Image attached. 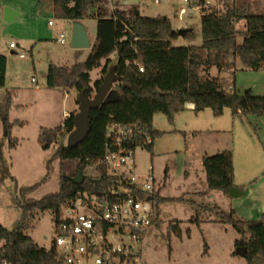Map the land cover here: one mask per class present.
Here are the masks:
<instances>
[{
    "label": "rangeland",
    "instance_id": "rangeland-1",
    "mask_svg": "<svg viewBox=\"0 0 264 264\" xmlns=\"http://www.w3.org/2000/svg\"><path fill=\"white\" fill-rule=\"evenodd\" d=\"M210 1L217 9H222L219 0ZM243 1L250 3L249 9L253 13H264V0ZM3 4L15 6L20 15L13 21H5ZM41 5L40 0H0V52L7 58L8 73L5 87H45L49 64L71 66L85 62L96 42L97 10L103 17H109L114 9L131 14L134 7L145 17L166 16L175 30H182L185 24L191 29L186 36L180 34L172 40L174 46L202 43L200 10L185 0H159L158 3L154 0H98L90 4V17L81 20L90 40L87 48L71 47L73 21L57 19ZM180 6L187 7L182 19L177 17ZM243 25L241 21L237 28L243 29ZM60 33L65 34L64 43L58 41ZM236 41L241 43L242 37L237 36ZM10 42L16 47L10 48ZM11 49L15 53H11ZM20 52L24 57H19ZM110 60L107 65L106 60L101 59L100 66L90 70L91 85L101 77L104 65L108 66L107 70L115 65V53ZM237 62L234 76H228L235 91L242 93L251 89L253 94L261 95L257 91L264 83L261 71L241 69ZM215 71L213 67L211 75H215ZM94 93L95 90L90 96ZM77 95L76 90L70 88L68 98L63 100L62 94L42 89L39 96H31V103L37 104L36 121L17 130L20 138L15 147H9L6 132L0 135V224L4 227L14 229L19 224L23 217L21 205L26 200L57 191L60 171L76 174L77 160L68 159L61 164L54 156L59 144L66 145L67 134L63 133L59 143L47 149L42 148L38 135L41 127L61 124L65 118L63 106L69 108L76 103ZM8 97H11L10 92L0 87V128L6 119L3 112ZM22 98L20 95L11 97V110L22 102ZM199 112L196 118L194 114L190 118L178 115L174 123L162 113L154 114L155 127L164 133L153 140L152 153L142 147L134 150L138 173L145 174L149 166H153V174L161 187L159 195L182 199L159 205V221L150 226L142 238L141 259L145 264H247L244 257L234 253V241L239 237L237 231L230 224L216 221V216L205 212L203 207L215 210L216 205L225 216L233 210L236 216L244 219L256 220L264 214V200H261L264 199V187L260 186L264 183V116L240 118L231 110H225L219 116L210 109ZM10 137L14 138L13 134ZM223 150H230L234 155L235 174L240 181L237 183L245 191L243 197L206 188L201 156ZM82 174L95 176L97 171L86 167ZM249 190L254 192L252 198L246 196ZM26 234L39 246L49 249L56 235L54 211H36Z\"/></svg>",
    "mask_w": 264,
    "mask_h": 264
},
{
    "label": "trees",
    "instance_id": "trees-1",
    "mask_svg": "<svg viewBox=\"0 0 264 264\" xmlns=\"http://www.w3.org/2000/svg\"><path fill=\"white\" fill-rule=\"evenodd\" d=\"M98 0H40L41 6L49 9L57 19L81 21L90 17V4ZM203 5L205 0H198ZM222 9H200V45L174 46L172 40L180 35L172 27L166 16L145 17L136 7L131 14L114 9L109 17H103L97 10L96 42L92 52L83 63L71 66L49 64L45 85L48 88H74L77 93L85 90L91 94L101 85L104 74L110 68L115 69L117 80L111 90V100L90 111L89 132L85 139L75 147L63 144L55 150V158L60 163L68 159L77 160V169L83 171L92 167L95 176L83 175V181L75 184L71 177L60 171L58 189L41 198H29L21 205L22 220L14 229L0 224V258L11 264H59L51 248L46 249L36 244L26 231L32 225L34 213L46 209L56 211L64 199L75 191L87 186L104 187L105 168L102 159L105 151L108 130L116 124L148 132L152 138L142 148L152 153L153 140L162 136L164 131L152 127L154 114H164L169 122L184 108L185 102L194 104V112L209 108L215 116L230 109L234 115L264 116V96L253 94L251 89L237 93L233 82L212 77L208 71L214 67L218 73L228 72L234 76L236 61L241 69L259 70L264 63V13H253L250 3L243 0H219ZM243 22V29L237 24ZM191 29L182 28L181 35L186 36ZM192 35V34H191ZM237 36L242 37L237 43ZM116 54L115 65L107 70L110 56ZM105 59L102 75L90 84V70L100 66ZM142 68V71L139 68ZM6 57L0 53V87L5 83ZM10 99L4 105L6 115L4 131L9 137V147H15L17 139L10 137L12 128L22 122L10 121ZM77 103V102H76ZM75 111L68 114L61 124L55 127H41L38 140L42 148L59 143V137L68 134L74 127ZM136 145L140 144L138 141ZM205 173L206 188L228 194L233 186V160L230 150L214 154H205L201 160ZM166 173V171H165ZM154 195L159 221V205L180 198ZM203 207L216 216V221L230 224L239 234L235 246L246 247L247 264H264V214L259 219H244L231 210L224 215L218 206ZM199 223V220H196Z\"/></svg>",
    "mask_w": 264,
    "mask_h": 264
},
{
    "label": "built area",
    "instance_id": "built-area-1",
    "mask_svg": "<svg viewBox=\"0 0 264 264\" xmlns=\"http://www.w3.org/2000/svg\"><path fill=\"white\" fill-rule=\"evenodd\" d=\"M185 2L198 10L215 7L210 0L203 5L198 0ZM186 11V6H180L177 17L182 19ZM58 41L65 42L64 33L59 34ZM9 47L16 44L10 42ZM18 55L24 57L23 52ZM184 107L194 108V104L185 102ZM151 141L148 132L122 124L110 127L102 159L105 186L75 191L54 212L56 235L50 248L59 264H145L141 243L157 217L154 195L160 184L153 166L145 174L137 172L134 150ZM2 247L0 242V250ZM0 264L11 263L0 258Z\"/></svg>",
    "mask_w": 264,
    "mask_h": 264
},
{
    "label": "water",
    "instance_id": "water-1",
    "mask_svg": "<svg viewBox=\"0 0 264 264\" xmlns=\"http://www.w3.org/2000/svg\"><path fill=\"white\" fill-rule=\"evenodd\" d=\"M18 14V12L8 6H5L3 9V19L7 22L13 21ZM178 33L181 34L182 30H179ZM70 45L74 48H87L90 46L87 31L80 21L73 22ZM116 80L117 76L115 74V69L112 67L104 75L101 85L96 89L93 96H90L87 90L78 93L76 97L77 112L74 114L73 118L74 127L67 134L65 146L69 148L75 147L85 139L89 132L90 111L111 100L110 94ZM71 180L75 184H80L83 181L82 171L78 169L76 174L71 177ZM228 193L233 195L234 187L231 186ZM150 198L149 196L148 199ZM234 253L245 258L246 247L236 246Z\"/></svg>",
    "mask_w": 264,
    "mask_h": 264
},
{
    "label": "crops",
    "instance_id": "crops-1",
    "mask_svg": "<svg viewBox=\"0 0 264 264\" xmlns=\"http://www.w3.org/2000/svg\"><path fill=\"white\" fill-rule=\"evenodd\" d=\"M3 6H8V7L12 8V9L18 11V13H20L19 10L15 6H10L9 4H3L2 7ZM1 14H2V10H1ZM18 15H20V14H18ZM170 21H171V19H170ZM183 28H188V27L185 24L183 26ZM11 53H15V51L13 49H11ZM1 54H3V53H1ZM6 60H7V58H6ZM237 64H238V62L236 61V65ZM262 67H264V66H262ZM212 68H210L209 71H208V73H209L210 76H212V77H218L219 79H225L226 81L230 82L229 77H228L230 75H229L228 72H219L218 73V71H215V75H211L210 71L212 70ZM259 70L261 71L260 74H262V77H264V68L259 69ZM7 74L8 73H7V63H6V68H5V83H4V86L3 87L6 86V75ZM3 87H2V89H5L6 92H10L11 97L12 96H18V95L23 96L22 102L14 105L13 110H11V107H10L9 111H12V112L11 113L8 112V114L10 113V121H13L15 119H18L19 121L22 122L19 125L20 127H17L18 126L17 125L16 127L12 128V131H11L12 132L11 134H13V136L17 140H18V138H20L19 131H17V130L22 129L25 126L32 125L36 121L37 104L33 105L31 103L32 102L31 96L34 95L35 97H37V96H39V94H40V92H41L42 89H46L49 92H53V93L55 92L57 94H62L63 95V100H65V98H68L67 94H68V91H69V89L67 90V89H62V88H57V87L48 88L47 86L41 87V86H38V85L28 86V87H5V88H3ZM257 91H258V94L264 95V83H261V85L259 87H257ZM190 103H192V102H190ZM63 104H65V103H63ZM76 109H77V103L71 104L69 106V108H67L66 105H64L63 106V115L64 116H67L69 113L75 111ZM207 110H209V109H204V110H202V112H206ZM225 110H230V109H227L226 108L223 111H225ZM199 113L200 112H197V113L194 112L193 107L192 108H186V107H184L181 112H179L178 114H176L174 116L172 123H174L176 121V118H177L178 115H184V117L190 118L191 114H194V116L196 118V116H198ZM240 118H243V117H240ZM153 119H154V116H153ZM153 119H152V127L154 129L158 130L155 127V125H154ZM62 121H61V123H62ZM1 126L2 127L0 128V135H4V132H5L4 131V126L3 125H1ZM262 142H264V137H262ZM203 155L204 154H202L201 157H203ZM201 160H202V158H201ZM232 160H233V186L232 187H234V194L233 195H230L228 193V195H230L232 197H238V196L239 197H243L245 195L244 194L245 191H244V189L241 188L240 184L237 183L239 180H237L236 174H235L234 155H233V153H232ZM256 184H258V182ZM260 186L261 187H264V183H261ZM262 189H264V188H262ZM253 193H254L253 190H249L248 193L246 194V196H248L249 198H252V195H254ZM261 200H264V199H261Z\"/></svg>",
    "mask_w": 264,
    "mask_h": 264
}]
</instances>
